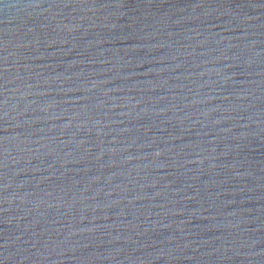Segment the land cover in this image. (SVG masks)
<instances>
[{"label": "water", "instance_id": "1", "mask_svg": "<svg viewBox=\"0 0 264 264\" xmlns=\"http://www.w3.org/2000/svg\"><path fill=\"white\" fill-rule=\"evenodd\" d=\"M0 264H264V0H0Z\"/></svg>", "mask_w": 264, "mask_h": 264}]
</instances>
